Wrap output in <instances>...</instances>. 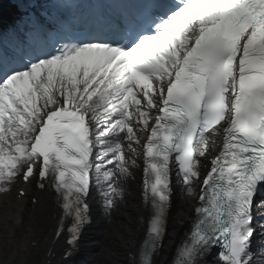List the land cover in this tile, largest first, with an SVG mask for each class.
I'll return each mask as SVG.
<instances>
[{
  "label": "snow or ice",
  "instance_id": "obj_1",
  "mask_svg": "<svg viewBox=\"0 0 264 264\" xmlns=\"http://www.w3.org/2000/svg\"><path fill=\"white\" fill-rule=\"evenodd\" d=\"M95 11L99 24L77 31L63 12L28 10L13 33L41 45L0 46V196L18 181L50 187L71 257L93 187L111 214L142 162L145 240L130 264H155L176 188L195 203L174 264H205L214 249L216 264H264V0Z\"/></svg>",
  "mask_w": 264,
  "mask_h": 264
},
{
  "label": "bare ground",
  "instance_id": "obj_2",
  "mask_svg": "<svg viewBox=\"0 0 264 264\" xmlns=\"http://www.w3.org/2000/svg\"><path fill=\"white\" fill-rule=\"evenodd\" d=\"M142 166V162H141ZM17 182L12 190L4 196H0V237L4 238L0 242V264H18L24 261L25 264H43L46 259V248L51 244L55 253L59 250L61 239L52 244L53 235L51 233L55 227L57 218H52L54 204L53 193L48 188L41 192H36L32 185L26 186L25 197L18 199L17 192L20 187ZM142 174L141 167L135 171L134 179L128 182L125 196L119 200V206L111 214L102 215L100 198L96 207L92 206L93 222L90 233H86L88 244L92 250L88 257L91 258L88 264H130L131 248L137 245L145 232V211L141 200ZM32 196L39 200V204L34 205ZM92 199V203H93ZM195 201L185 191L177 188L174 195V211L171 219V229L168 235L165 249L172 252L181 229L185 226L186 217L191 213ZM30 217V218H29ZM93 224L96 227H93ZM100 232L97 237H92L93 231ZM31 232L34 237L35 246L30 250V239H24V234ZM11 235V236H9ZM22 236V237H21ZM26 247V248H22ZM166 251L158 259L157 264L165 262ZM56 257L52 260L54 263ZM51 263V264H53ZM87 264V263H85Z\"/></svg>",
  "mask_w": 264,
  "mask_h": 264
}]
</instances>
